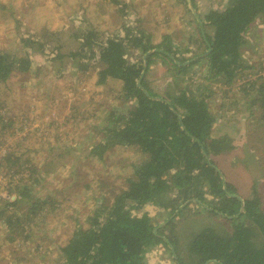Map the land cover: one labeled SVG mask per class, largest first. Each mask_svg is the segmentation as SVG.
<instances>
[{
  "label": "rangeland",
  "instance_id": "rangeland-1",
  "mask_svg": "<svg viewBox=\"0 0 264 264\" xmlns=\"http://www.w3.org/2000/svg\"><path fill=\"white\" fill-rule=\"evenodd\" d=\"M228 5L229 0H0V52L15 60L9 75L0 80V264H56L62 259L59 247L72 237L77 221L89 226V216L127 188L135 166L146 159L137 144H115L102 155L94 152L109 139L110 114H126L134 104L119 97L121 80L98 83L100 49L107 40L123 38L129 47L127 59L137 62L144 53L130 43L133 34L144 30L155 43L168 34L169 45L179 48L178 55L190 63L204 49L199 47L197 14L205 22L210 10ZM91 30L97 35L91 46H84ZM245 37L243 57L250 67L240 71L230 92L221 94L228 88L219 85L218 92L204 93L214 116L223 118L215 122L217 133L228 132L239 146L215 158L242 195L253 196L259 175L264 207V121L243 89L264 72V18L256 19ZM192 71L194 78L189 79ZM178 72L183 71L159 56L148 69V84L160 93L190 84L198 93L203 91L200 83L211 88L212 82L224 83L214 80L205 60L185 77ZM241 152L254 154L247 167L237 159ZM37 198L47 201L35 205ZM189 204L171 210L149 201L131 208L134 215L149 214L164 234L177 233L187 259L194 233L208 225H225L222 217L194 201ZM175 257L160 243L147 252L146 264H177Z\"/></svg>",
  "mask_w": 264,
  "mask_h": 264
},
{
  "label": "trees",
  "instance_id": "trees-1",
  "mask_svg": "<svg viewBox=\"0 0 264 264\" xmlns=\"http://www.w3.org/2000/svg\"><path fill=\"white\" fill-rule=\"evenodd\" d=\"M197 16L199 47L204 49L195 57L207 58L211 74L230 86L240 71L250 67L243 57L245 32L256 19L264 18V0H229L224 10H210L205 22L202 15ZM139 32L129 40L144 53L137 62L127 59L129 47L123 38H109L100 49L103 64L98 83L110 78L121 80L119 97L132 99L134 104L126 114H110L106 126L109 139L94 152L102 155L115 144H137L146 159L135 166L128 187L117 191L110 204L99 205L89 216V226L77 221L72 237L59 247L62 259L56 264H146L147 252L160 243L171 248L177 264H264V207L257 189L259 175L250 197L240 194L239 186L228 179L215 157L229 154L237 146L229 133L214 134L216 117L208 94L195 93L190 84L172 90L169 86L166 93L149 86L147 73L155 57H165L180 70L190 66L185 63L190 58L178 55L181 51L169 45L168 34L155 43L151 34ZM95 35L87 31L83 45L91 46ZM14 62V58L10 61L8 54L0 52V80L9 75ZM243 89L252 96V106L261 109L260 119L264 121V74L246 82ZM241 159L247 167L252 158ZM207 193L214 198H208ZM37 199L35 205L47 201ZM149 201L171 210L194 201L212 216L222 217L224 228L208 225L194 233L187 247L189 258L185 259L177 233L164 234L147 213L133 214L131 206L142 207Z\"/></svg>",
  "mask_w": 264,
  "mask_h": 264
},
{
  "label": "crops",
  "instance_id": "crops-1",
  "mask_svg": "<svg viewBox=\"0 0 264 264\" xmlns=\"http://www.w3.org/2000/svg\"><path fill=\"white\" fill-rule=\"evenodd\" d=\"M157 57H159V56H157ZM157 57H155V59H154V61H156V58ZM187 57V56H186ZM204 60L206 61V64H207V68L209 69V66H208V59L207 58H205L204 59V57H199V58H195L193 61H191V62H194L193 64H190L189 62H188V64L190 65L189 67H187L185 70H182L183 72L181 73V72H178V75H180V73L182 74V76L183 77H185V75L188 73V72H191V68L192 67H194L195 68V66L196 65H198V64H200V63H204ZM153 61V62H154ZM153 62H151V64L153 63ZM150 64V65H151ZM196 64V65H195ZM262 69H264V67L262 68ZM263 74H264V72H262ZM241 74V72L239 73V75ZM191 78H194V71H192V76L191 77H189V79H191ZM213 78H215L214 80L215 81H218L219 83H222L220 80V78L221 77H213ZM237 78V77H236ZM185 79V78H184ZM212 85H213V88H215V89H213V88H211V86L207 83L206 85H209V86H203V84H199L198 85V87H200V89H202L203 91H206V90H211L212 92H213V90L216 92V90H217V87L220 85V87H222V86H226L227 88L229 87V86H227L226 84H224V83H222V84H218V83H216V82H212L211 83ZM209 88V89H208ZM230 88H228V90L226 91V89H224L223 88V92H220L221 94H225V93H227V92H230L231 90H229ZM212 92H210V95L212 94ZM217 92H218V90H217ZM209 95V94H208ZM233 111V110H232ZM221 119H223L222 117L220 118L219 117V119H218V116L216 117V123H218V121H220ZM257 130V129H256ZM260 132V131H259ZM226 133H228V132H226ZM262 133V132H261ZM214 134L215 135H220V134H218L217 133V128H216V126L214 125ZM221 134H224V133H221ZM249 136H251V132H249ZM248 143H249V145H251V143L248 141L247 143H246V145H248ZM236 146H237V144H236ZM239 148V146H237L234 150H236V149H238ZM233 150V151H234ZM243 152V151H242ZM240 153V160H241V162L243 161L241 158H246V156H250V155H253L254 156V154H251V153H249V152H246V153ZM259 155V154H258ZM257 155V157H259ZM258 160H259V158H258Z\"/></svg>",
  "mask_w": 264,
  "mask_h": 264
},
{
  "label": "water",
  "instance_id": "water-1",
  "mask_svg": "<svg viewBox=\"0 0 264 264\" xmlns=\"http://www.w3.org/2000/svg\"><path fill=\"white\" fill-rule=\"evenodd\" d=\"M209 50H210V48H209Z\"/></svg>",
  "mask_w": 264,
  "mask_h": 264
}]
</instances>
